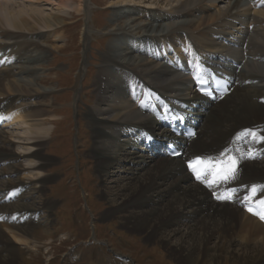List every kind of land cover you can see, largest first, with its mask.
<instances>
[{"label": "bare ground", "instance_id": "bare-ground-1", "mask_svg": "<svg viewBox=\"0 0 264 264\" xmlns=\"http://www.w3.org/2000/svg\"><path fill=\"white\" fill-rule=\"evenodd\" d=\"M143 1L161 5L166 11L159 9L152 15L145 10L139 20L118 25L112 41L120 42L121 50L128 45L139 48L142 41L152 45L118 54L110 48L99 71L98 99L88 114L97 175L112 179L114 186L109 190L117 191L108 198L111 208L103 218L124 215L126 230L146 233L147 241H159L181 264H221L227 258L242 264H264V224L244 211L246 201L260 203L264 199V139L258 136L262 131L264 138V0ZM79 2L77 11L87 14L88 0ZM126 2L111 0L108 7L122 9ZM220 3L226 4L219 7ZM70 16L65 11L14 10L0 1V25L7 20L14 28L10 44L5 42L9 33L0 26V107L6 112L0 116V126L8 123L25 126L32 134L41 132L25 139L35 150L24 157L42 161L35 168L40 173L29 182L24 180L20 176L24 168L18 163L21 156L12 151L14 143L0 131V165L9 171L0 173V220H4L0 224V264L18 263L26 253L20 245L33 244L25 236L38 224L33 219L53 207L37 201L51 178L41 176L47 164L42 151L51 138L47 121H54L56 112L47 108L50 98L46 92L51 89L43 90L42 82L35 81L38 66L46 60L43 53L48 51L35 49L44 38L43 30L59 43L63 39L60 31ZM90 35L87 28L85 39ZM18 50L22 54L13 55ZM193 50L201 54L200 65L193 62L196 70L230 62L235 80L231 96L208 103L197 94L192 78L178 71L193 61ZM245 52L252 61L246 59ZM234 61L244 65L239 73L232 67ZM164 97L174 105H196L187 115L199 121V137L193 143L182 141L186 158H163L157 150L150 153L144 147L149 140L169 137L156 119L164 108ZM242 129L249 133L238 134ZM252 150L254 157L244 154ZM199 155L239 161L236 179L212 188L233 191L235 204L214 202L207 189L192 181L184 162ZM115 168L119 173L123 170V176L116 177Z\"/></svg>", "mask_w": 264, "mask_h": 264}, {"label": "rangeland", "instance_id": "rangeland-1", "mask_svg": "<svg viewBox=\"0 0 264 264\" xmlns=\"http://www.w3.org/2000/svg\"><path fill=\"white\" fill-rule=\"evenodd\" d=\"M49 1H3L14 10L34 8L46 14L63 11L71 14L60 31L63 39L59 43L55 38H49V34L43 30L40 48L35 49L48 51L43 53L46 60L38 66L35 81L42 82L43 90L51 89L46 92L50 98L47 108L56 112L54 121H47L53 126L46 124L51 129V138L42 151V155L46 156L42 158L47 164L42 168L41 176L45 174L51 178L37 201L53 207L43 209L45 218L42 216L41 225H37L31 235L24 234L34 238L31 239L34 242L30 246L20 245L22 248L25 246L26 253L17 264H124L125 261L129 264H181L170 257L169 248L159 241H147L146 233L126 230L124 215L117 214L110 220L103 218L111 208L108 198H112L117 191L109 190L114 186L112 179H102L97 175L96 161L91 153L94 131L88 116L98 99V77L105 54L110 48L117 54L125 51L131 53L130 50L134 48L128 45L121 50L119 43L112 41L115 29L120 24L139 20L147 10L148 14L156 15L159 9L166 11L165 8L143 0V3H140L141 0H127L122 9L108 7L111 0H88L86 14L77 11L79 0H61V3L60 0ZM249 1L245 0L246 3ZM224 4L220 3L219 7H224ZM6 21L0 26L9 33L5 42L12 44L14 41L10 40L14 28ZM87 28L91 35L85 39ZM137 49L140 50V45L134 52ZM9 125L5 123V128L0 131L5 132L14 143L11 149L21 156L18 163L24 168L20 176L29 182L35 178V174L40 173L35 168L42 161L40 158L24 157L35 150L30 145L32 142L25 139L36 137L41 132L32 134L25 126ZM115 171L116 177L123 176V170L119 173L120 169L115 168ZM8 172L6 167L0 165V173ZM97 235H100V241ZM8 238L14 241L11 236ZM221 264L242 263L227 258Z\"/></svg>", "mask_w": 264, "mask_h": 264}, {"label": "snow or ice", "instance_id": "snow-or-ice-1", "mask_svg": "<svg viewBox=\"0 0 264 264\" xmlns=\"http://www.w3.org/2000/svg\"><path fill=\"white\" fill-rule=\"evenodd\" d=\"M200 83H201V86H203L206 83V81L201 80ZM205 94H211V91L209 90ZM228 163L232 164L234 162L228 161ZM188 167L194 174V178L201 183H205L206 186L209 187L210 189L214 188L219 183L227 182L228 179L234 178V171H233V175L230 177L225 171L223 162H221V166L217 168V162L214 161L213 158H208L207 162H205L204 159L197 158L195 162H189ZM210 176L212 177V179H209ZM252 193L253 195H255L256 193L255 186H253L252 188ZM213 194L215 198L218 200L219 199H231V197L220 196V195H217L216 193H213ZM233 195H235L234 192H233ZM260 204L264 205V199L260 200ZM248 211L253 213L254 215H258L261 220H264V212H257L251 207L248 208Z\"/></svg>", "mask_w": 264, "mask_h": 264}]
</instances>
